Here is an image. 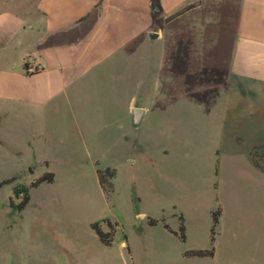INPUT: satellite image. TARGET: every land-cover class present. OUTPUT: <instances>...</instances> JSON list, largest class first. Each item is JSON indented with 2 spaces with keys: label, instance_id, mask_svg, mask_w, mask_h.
Listing matches in <instances>:
<instances>
[{
  "label": "rangeland",
  "instance_id": "obj_1",
  "mask_svg": "<svg viewBox=\"0 0 264 264\" xmlns=\"http://www.w3.org/2000/svg\"><path fill=\"white\" fill-rule=\"evenodd\" d=\"M206 39L140 45L70 104L6 115L0 102V182L14 179L0 186V264H71L50 232L63 206L85 236L88 219L116 223L111 246L94 236L75 264H264V92L235 104L228 61ZM105 168L114 177L104 191ZM46 172L52 184L29 188ZM179 215L184 241L164 227L178 233Z\"/></svg>",
  "mask_w": 264,
  "mask_h": 264
},
{
  "label": "crops",
  "instance_id": "obj_2",
  "mask_svg": "<svg viewBox=\"0 0 264 264\" xmlns=\"http://www.w3.org/2000/svg\"><path fill=\"white\" fill-rule=\"evenodd\" d=\"M175 34L216 45L218 57L228 61L235 104L263 94L264 0H0V102L6 115L70 104L72 93L99 86L124 58L137 57L140 45L149 50ZM58 212L50 215L53 243L75 264L88 242H99L90 224L102 219L86 220L85 236L70 220V207Z\"/></svg>",
  "mask_w": 264,
  "mask_h": 264
},
{
  "label": "trees",
  "instance_id": "obj_3",
  "mask_svg": "<svg viewBox=\"0 0 264 264\" xmlns=\"http://www.w3.org/2000/svg\"><path fill=\"white\" fill-rule=\"evenodd\" d=\"M194 7V4L187 5L183 7L182 9L174 12L171 14L169 17H167L165 20L169 21L172 20L173 18H176L177 16L181 15L185 11L191 9ZM96 175L99 181V185L102 188V190H110L111 189V183L110 180L114 177V171L110 168H105L103 170H96ZM53 173L51 172H46L36 180H34L29 188H35L38 185L42 183H51L53 181ZM14 181L13 178L5 179L0 182V186L3 184L7 183H12ZM18 194V189L14 188V195ZM29 200V195H28V189H24V196L21 200V202L15 207L18 212H21L26 204L28 203ZM12 204V202H10ZM220 215V211L217 210L215 213H213V223L216 225L218 223V217ZM179 219V229L178 233H175L169 229L167 225H164V227L170 231V233L176 235L181 241L185 240V235H184V224H183V218L181 215L178 217ZM157 223L156 220L154 219H149L148 224L149 225H155ZM102 226L106 227V230L102 229ZM115 226L116 223H112L108 218H104L100 221H96L90 224V228L94 231L96 234L99 242L103 246H111L113 239H114V234H115ZM214 254V249H204V250H188L184 253L185 257H198V258H204V257H212Z\"/></svg>",
  "mask_w": 264,
  "mask_h": 264
},
{
  "label": "water",
  "instance_id": "obj_4",
  "mask_svg": "<svg viewBox=\"0 0 264 264\" xmlns=\"http://www.w3.org/2000/svg\"><path fill=\"white\" fill-rule=\"evenodd\" d=\"M157 35L156 34H150V38L154 39L156 38ZM132 113V124L134 127H137L138 124L140 123L141 117L143 115V110L139 109V108H134L131 111Z\"/></svg>",
  "mask_w": 264,
  "mask_h": 264
}]
</instances>
